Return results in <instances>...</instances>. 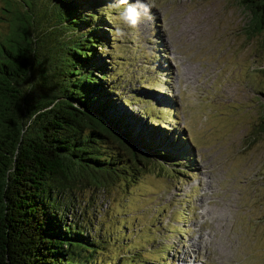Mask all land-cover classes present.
I'll use <instances>...</instances> for the list:
<instances>
[{
    "label": "rangeland",
    "instance_id": "rangeland-1",
    "mask_svg": "<svg viewBox=\"0 0 264 264\" xmlns=\"http://www.w3.org/2000/svg\"><path fill=\"white\" fill-rule=\"evenodd\" d=\"M146 2L151 11L135 28L109 17L107 45L97 49L127 108L160 116L145 120L165 131L157 130L180 168L75 184L65 216H87L81 225L110 237L99 264H264L262 37L245 34L238 0ZM3 6L0 40L10 26ZM116 26L125 35L115 36Z\"/></svg>",
    "mask_w": 264,
    "mask_h": 264
},
{
    "label": "trees",
    "instance_id": "trees-1",
    "mask_svg": "<svg viewBox=\"0 0 264 264\" xmlns=\"http://www.w3.org/2000/svg\"><path fill=\"white\" fill-rule=\"evenodd\" d=\"M2 1L10 26L0 40V264H99L110 237L81 225L87 216L66 218L73 186L170 174L177 149L145 120L160 116L128 109L110 83L97 48L120 10L108 0ZM238 1L245 34L264 48V0ZM258 95L263 107L264 89Z\"/></svg>",
    "mask_w": 264,
    "mask_h": 264
},
{
    "label": "clouds",
    "instance_id": "clouds-1",
    "mask_svg": "<svg viewBox=\"0 0 264 264\" xmlns=\"http://www.w3.org/2000/svg\"><path fill=\"white\" fill-rule=\"evenodd\" d=\"M122 5L125 6L118 12V20L128 28H135L141 22L142 17L151 11L146 0H134L133 3H129V0H117V2L110 4L109 7L120 8ZM114 35L122 37L125 33L121 27L116 26Z\"/></svg>",
    "mask_w": 264,
    "mask_h": 264
}]
</instances>
